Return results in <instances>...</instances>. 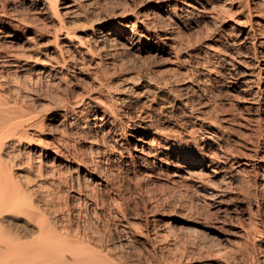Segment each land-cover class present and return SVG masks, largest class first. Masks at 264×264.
<instances>
[{
	"label": "rangeland",
	"instance_id": "obj_1",
	"mask_svg": "<svg viewBox=\"0 0 264 264\" xmlns=\"http://www.w3.org/2000/svg\"><path fill=\"white\" fill-rule=\"evenodd\" d=\"M204 1L109 2H118L119 15L108 9V22L125 23L122 41L110 47L96 22L53 40L57 19L49 17L43 32H31L38 46L29 48L34 68H51L47 80L26 85L2 72L14 80L0 85L7 96L15 88L10 101L29 99L33 109L21 118L29 137L8 138L7 166L41 205L62 191L77 209L100 197L91 209L101 213L106 244L122 264H264V0ZM225 58L237 74L218 81ZM94 106L116 116L115 138L102 142L95 134L101 121ZM152 124L164 134L182 129L185 137H199L201 124L215 127L218 136L204 143L206 164L181 170L177 165L188 163L164 148L152 158L169 157L163 167L130 160ZM75 153L93 157L89 169ZM78 174L88 176L82 189L69 183ZM5 213L33 226L26 214Z\"/></svg>",
	"mask_w": 264,
	"mask_h": 264
},
{
	"label": "bare ground",
	"instance_id": "obj_2",
	"mask_svg": "<svg viewBox=\"0 0 264 264\" xmlns=\"http://www.w3.org/2000/svg\"><path fill=\"white\" fill-rule=\"evenodd\" d=\"M112 1L0 0V85H9L8 83L12 80V77L10 76V80L7 75L10 74L17 80L21 78V80L25 84L27 80L33 81L34 83H38V81L41 80V83L42 79L45 80L48 76H50L51 68H34V64H32L31 62L32 55L29 52V48L33 46V44L30 42L32 36L31 32L36 34L41 30V32H43V30H45L44 27L47 28V23L44 22V24L42 20H48L49 17L52 18L54 16L57 19L56 23L54 22V20L52 22L53 24H56H54L56 27L53 40L54 37L58 39V37L61 35L60 33H66V36H71L76 34L78 29L85 27L87 28V26H94L96 22L97 24H99V26L97 27V31L100 32V37L102 38V41L106 42V46L110 47L116 42H121V37H123V33L125 32V23H123L122 21H118L116 24L111 23V21L108 22V14H105L108 9L111 10V8L116 5L115 3H118L114 2L111 6L108 3L110 2L111 4ZM125 2L126 1H123L124 4L120 2V4H123H121L122 7H124ZM194 3L195 7H199V5L205 4V1L194 0ZM118 5L119 4H117V7ZM111 12H114L115 14L117 12V15H119V12L115 10V7L112 8ZM48 30H50L49 27ZM50 31L52 32V30ZM34 35L33 39L36 37H34ZM58 40L55 41L58 42ZM35 44L36 43H34L33 48L37 45ZM231 64H233L231 58H225L222 63L217 64L218 81H221V79L223 78L229 77L228 75L232 77V75L237 74L236 69L234 67H231ZM4 68H6L9 73H11H6L7 75H4V73H2L4 72ZM20 72H22L23 75H21ZM1 79L4 80L1 81ZM13 81L14 80H12V82ZM16 82L18 83V81ZM26 85H29L28 82ZM14 86L16 87V85ZM227 86L231 85L229 84ZM1 87L0 264H118L119 262L122 264L123 262L119 260L122 259V256L120 257L118 254L119 252H117L116 250V252L110 250V247L108 248V244H106V241L107 243L109 242L107 240V231H103L104 228L102 229V227H100L101 225L98 223L100 217L102 216H100L101 213H99L98 215L96 214L97 211L93 212L91 209L92 207H95L94 205H98L100 203V197H98L99 199H93V202L91 204L86 203L85 208L77 209L74 208V204H72L73 206L71 205L72 202L69 203L70 195L65 194L62 191V193L58 195V200L41 205L36 199L32 198L31 194L26 193L27 190L24 189L20 181H17V178L15 177L16 175H13L14 171L10 170L12 168L10 167L9 169L6 164L7 160H5L3 156V151L5 150L6 145L9 143V137H17L19 140L23 136L29 137L28 134H25L26 132L24 133V120H22L21 118L25 115L28 116L32 114L33 109L26 104L27 100L29 99H27L26 101L23 100V94L21 95V98H23V104H20L21 99L14 100L18 96L13 95V90L15 88L12 87V93L11 91L8 92L9 94L7 96L5 95L7 94V91H5L6 89L3 88L2 90ZM10 93L12 94V96H10ZM11 97H14V101L12 102L10 101ZM29 108L31 111L27 112ZM92 110L94 111L93 114L98 117L95 120L98 121L97 119H99L101 121V128L95 127L94 129L95 134H98L100 136L102 142L106 139H109L110 137L115 138L118 132L114 126L116 116H112L110 114L111 111L108 112L107 109H102V107L98 108L94 106ZM97 111L99 113H97ZM99 114L102 115L99 116ZM214 124L215 122H213V125ZM182 126L185 127L184 124ZM201 128L202 129H200L199 131V137H197V135H186L185 137V135L183 136L184 132L182 131V129L181 131L178 130V132L176 131L173 133H170V129L169 133L164 134L162 132H159L157 125L155 126L154 124H152L151 126H145V130L142 131V134L140 135L144 136L142 139L140 138V140L142 141V144L140 145L141 147H139L138 141L134 142L135 151L131 153L130 160H141L149 165L153 164V166L163 167V163L168 165L169 157L172 158L176 156L179 160L180 158H183V160L188 163H179V165L177 166L180 167L181 170L187 171V168H189V166L191 165L193 167L195 166V168L198 167V165L203 166L204 164H206L205 157H207L208 155L206 151V145H204L205 140L207 138L214 139L218 136V134L216 132L217 130H215V127L213 128V126L201 124ZM160 130L162 129L160 128ZM111 131L113 134L110 133ZM106 133L109 134L107 135ZM190 137L196 139V142L193 139H190ZM199 138L200 141H197ZM116 140L117 139H113V141ZM156 148H164V151L170 152L171 154L167 158L158 157L162 163H160L159 161H155V159L152 160V158L157 157V152L154 151ZM106 150L107 149L104 148V152ZM97 153H99V150L93 151V155ZM197 153L200 154V158L199 156L198 158H196ZM75 156V158H78L80 160V165L86 166L87 169L90 168L89 165L90 162L93 161V157H91V160V158L81 159L80 155L77 153H75ZM119 156H122L121 152H117L113 158L115 159ZM94 159H96V162H98L97 157H95ZM144 166L147 165L144 164ZM193 172L196 174L198 173L195 171ZM226 174L223 175L226 176ZM77 176V178H75V176L71 177L69 183L72 188L77 185L79 189H82V185H84V182L88 180V176H84L83 179H81V176L79 177V174ZM62 181H64V179H62ZM64 182L67 183L68 180H65ZM99 182V180L95 181L96 184H98ZM59 187L61 188L60 190L63 189L62 186ZM63 193L64 195H62ZM87 197L89 198V196L86 195L85 199ZM100 200L103 201L102 199ZM10 210L20 214H26L25 217L28 218V220L26 221L28 223H32L33 226H31V228H27L25 227V225H19L16 222L14 223V221L11 222L12 220L8 218L7 214L5 213ZM73 213L76 214V217L72 215ZM81 217L84 219H82ZM8 219H10L11 221L9 220V222ZM80 219H82L83 221H81ZM5 221H7L8 223H4ZM194 232H196V234L199 233L195 228ZM110 234L111 237L114 238L112 233H109V235ZM108 239L110 240V238ZM113 248L111 247V249ZM121 248L122 246H120V250H122ZM128 252L130 254V251ZM126 254L128 257V253ZM131 256L128 258H131Z\"/></svg>",
	"mask_w": 264,
	"mask_h": 264
}]
</instances>
